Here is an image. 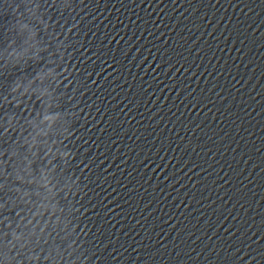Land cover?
Returning <instances> with one entry per match:
<instances>
[{"label":"water","instance_id":"obj_1","mask_svg":"<svg viewBox=\"0 0 264 264\" xmlns=\"http://www.w3.org/2000/svg\"><path fill=\"white\" fill-rule=\"evenodd\" d=\"M0 264H264V0H0Z\"/></svg>","mask_w":264,"mask_h":264}]
</instances>
